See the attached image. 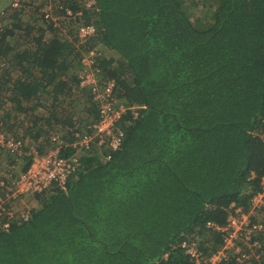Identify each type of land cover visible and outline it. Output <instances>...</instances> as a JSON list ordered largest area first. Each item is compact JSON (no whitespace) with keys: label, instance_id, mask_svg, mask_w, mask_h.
Returning a JSON list of instances; mask_svg holds the SVG:
<instances>
[{"label":"trees","instance_id":"trees-1","mask_svg":"<svg viewBox=\"0 0 264 264\" xmlns=\"http://www.w3.org/2000/svg\"><path fill=\"white\" fill-rule=\"evenodd\" d=\"M19 1L0 0V72L16 73L6 91L0 79V108L8 101L27 125L11 136L20 153L6 147L0 200L32 147H60L75 165L63 187L33 195V209L5 205L0 264H194L186 246L215 250L217 227L231 207L248 208L264 177V0H42L45 12ZM86 26L94 34L81 42ZM83 58L127 108L116 149L76 144L99 113L92 86H80ZM65 89L90 102L70 130L55 110ZM262 248L253 264H264Z\"/></svg>","mask_w":264,"mask_h":264},{"label":"built area","instance_id":"built-area-1","mask_svg":"<svg viewBox=\"0 0 264 264\" xmlns=\"http://www.w3.org/2000/svg\"><path fill=\"white\" fill-rule=\"evenodd\" d=\"M93 5V2L90 3ZM20 6L19 0H12L11 7ZM71 16L70 12L66 13ZM94 34L93 27H81L76 35L84 42ZM91 64L89 59L81 60L83 75L80 86L89 85L91 98L98 106V119L90 126L88 133L78 139V147H89L91 144L98 148L105 146L116 149L121 141V133H116L115 122L125 113L127 108L115 100V88L113 82H107L102 87H97L94 77L87 67ZM129 110V109H128ZM78 138V137H77ZM56 141V139H53ZM57 142V141H56ZM5 147L10 151L20 153V145L14 140L5 139ZM60 147H56L46 153H38L35 148L28 150L29 165L25 172L6 186L4 189L6 200H0V214L5 211L4 202H13L25 195L40 194L53 184L63 187L75 163L63 158L59 154ZM261 191L250 201L245 210L241 207H231L232 211L227 218L226 226L217 227L221 233L222 242L208 254H204L194 246H186L185 253L190 256L194 264H253L259 263L263 255L264 221H254L255 216L264 215V177L260 180ZM26 219V216H24Z\"/></svg>","mask_w":264,"mask_h":264},{"label":"rangeland","instance_id":"rangeland-1","mask_svg":"<svg viewBox=\"0 0 264 264\" xmlns=\"http://www.w3.org/2000/svg\"><path fill=\"white\" fill-rule=\"evenodd\" d=\"M5 1L6 0H1V3H2L1 6L5 3H6V5L8 4L9 0H7L6 2ZM28 1L29 2L36 1L38 6H39V3H41V6H42L41 11L42 12L48 11V5L45 6L44 2L42 0H41V2H39V0H28ZM49 1H52V4L54 3V0H47V2H49ZM90 5H91L90 2H88V6H90ZM27 8L30 9L31 8L30 5H27V7L25 8L24 18H26L28 16L26 14L28 12ZM193 18L200 25H204V22L207 18V15H206V12L203 11V13H200V11L197 10L195 12V16ZM26 20H27V18H26ZM53 21H55V18H53ZM74 33H75V31H74ZM75 36H76V34H75ZM51 37H52L51 34L48 32L44 34V40H46V41H48ZM66 40H69L72 43L76 42V39H75L73 33H72V36H67ZM77 45H78V43H77ZM111 54L112 53L108 52V51L105 53V55L107 57H110ZM4 71L5 70L0 72V79H4L6 81V82H4L6 86H4V88H3V90L6 91L9 88V86L12 84L13 80L15 79L16 73H11L10 77L8 75L7 76H1V73ZM79 75H80V72H79ZM9 79H10V81H9ZM71 92H74V90H72ZM67 94H68V92H66V89H65L62 92V94L57 96L58 100H55L57 108L55 110L57 113V122H59V127L60 128L63 127L65 129L67 128L68 130H70L69 127L71 125L73 126L74 123H75L74 125L78 127V125L81 123L80 121L83 120L82 117H85V118L89 117L87 114V110H88L87 107H88V104L90 102H89V99H87L85 97H84V99L80 100V99H74L73 96H69ZM47 106H48L47 104H44L45 110L40 108L37 111V114L38 113H43V114L45 113L47 115V111H46ZM91 106L92 105H89V107H91ZM2 121L5 123L4 126L2 125ZM26 125H27V120H26L25 116L17 114L13 110L11 105L8 103V101H6L5 105L2 108H0V176H2V175L4 177L6 176L7 167H8V163H9V160L5 159V155L7 154V149L5 147V139H10L12 135L13 136H24L23 130H24V127H26ZM44 131L46 132L47 129H44ZM28 138L29 137L26 136L24 139L29 141L30 139H28ZM19 174H21V173L18 172L17 175H19ZM6 204H8L9 207H12L13 210L15 211V213H17L18 215H21L24 210L31 209V208L33 209L34 207H36L37 201H36V199H34L33 195H25L22 198L20 197V198H17L16 200H14L13 204L8 203V202L3 203V205H6ZM253 220L254 221H259V220L264 221V215H262L261 217L255 216L253 218Z\"/></svg>","mask_w":264,"mask_h":264}]
</instances>
